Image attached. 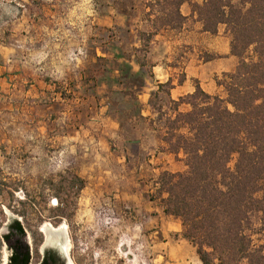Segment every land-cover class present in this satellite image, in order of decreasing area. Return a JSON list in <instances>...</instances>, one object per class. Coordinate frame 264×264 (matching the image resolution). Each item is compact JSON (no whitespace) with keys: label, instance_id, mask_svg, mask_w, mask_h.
Listing matches in <instances>:
<instances>
[{"label":"rangeland","instance_id":"obj_1","mask_svg":"<svg viewBox=\"0 0 264 264\" xmlns=\"http://www.w3.org/2000/svg\"><path fill=\"white\" fill-rule=\"evenodd\" d=\"M149 2L0 0V264L9 214L31 264H40L47 224L65 228L71 264H201L180 221L153 200L161 173L186 170L182 156L159 151L154 84L140 91L119 79L136 58L146 79L164 55L154 38L141 46ZM181 32L160 33L174 44L179 79L193 47L209 44L192 20ZM152 105L166 110L167 97ZM72 175L84 181L77 196Z\"/></svg>","mask_w":264,"mask_h":264},{"label":"trees","instance_id":"obj_2","mask_svg":"<svg viewBox=\"0 0 264 264\" xmlns=\"http://www.w3.org/2000/svg\"><path fill=\"white\" fill-rule=\"evenodd\" d=\"M185 3L192 18L181 13ZM146 8L152 29L142 33V47L148 48L161 32H181L192 20L211 36L223 28L237 59L231 72L215 78L219 94L210 95L196 83L192 94L175 101L172 79L151 94L159 151L177 160L182 156L186 168L161 173L153 200L160 202L165 216L180 221L181 237L201 264H264V0H204L202 5L150 0ZM216 58L205 54L204 61ZM133 63L139 71L123 64L119 79L142 91L146 61L136 58ZM181 76L183 84L186 76ZM161 95L167 97L166 110L152 105ZM69 185L74 196L84 189V181L75 175ZM12 229L20 239L12 240L8 264H30L24 228L13 221Z\"/></svg>","mask_w":264,"mask_h":264},{"label":"crops","instance_id":"obj_3","mask_svg":"<svg viewBox=\"0 0 264 264\" xmlns=\"http://www.w3.org/2000/svg\"><path fill=\"white\" fill-rule=\"evenodd\" d=\"M190 2L192 4L202 5L204 0H190ZM181 13L184 17L192 18V11L189 3H185L181 7ZM193 19L196 21V16H194ZM193 23L197 31L196 34L202 39L208 40L207 38H209V44L203 48L205 49L204 51H200L193 47L191 57L187 60L185 69L181 72V75L184 73L186 76V80L183 84H180L179 77L173 74L178 70V67L171 64L173 58L171 57L170 51L173 49L174 45L172 41L165 39V36L162 34H158L153 40V44H162L165 48V52L159 60L154 62L151 73L145 79V82H152L154 84L153 91H157L158 84H165L172 79L174 87L170 92V96L171 99L175 101L195 91L193 82H197L199 86L210 95L220 93L221 90L217 87L215 78L220 77L224 73L231 72L236 66V58L230 53V39L227 35H224V29L222 28L217 36H211L207 33H203L200 23L194 21ZM179 35H183V33L180 32ZM222 39L225 45L220 47L219 40ZM205 53L217 56V59L205 62ZM133 66L135 71H139L137 65L133 64Z\"/></svg>","mask_w":264,"mask_h":264},{"label":"water","instance_id":"obj_4","mask_svg":"<svg viewBox=\"0 0 264 264\" xmlns=\"http://www.w3.org/2000/svg\"><path fill=\"white\" fill-rule=\"evenodd\" d=\"M12 219L17 220L16 218H14L12 215L9 214L7 224L3 227L2 232H1L2 239L4 242L3 264H7L8 260H9V256H10V250L8 249L7 243L3 237H4L5 231H6L5 228L7 225L12 223ZM17 221H19V220H17ZM41 229L44 232L45 238H46L45 248L46 247H54V248L59 249L63 254L66 255L67 263L71 264L70 259H69V255H68V237H67V233H66L65 228L61 227V228L54 230L51 228L50 225L47 224V225L42 226ZM27 241H28V238H27ZM28 244H29V241H28Z\"/></svg>","mask_w":264,"mask_h":264},{"label":"flooded vegetation","instance_id":"obj_5","mask_svg":"<svg viewBox=\"0 0 264 264\" xmlns=\"http://www.w3.org/2000/svg\"><path fill=\"white\" fill-rule=\"evenodd\" d=\"M13 221H17V220H13ZM6 231H5V235H4V239L7 243L8 249L10 250V256H9V260L7 262V264L10 262V258L12 257V251H11V247L13 246L12 240H17L20 239V235L17 231L12 229V223H10L9 225L6 226ZM44 233V232H43ZM12 234H14L15 236H12ZM26 234V232H25ZM9 236L12 238L10 239H6V237ZM24 242L29 246V250H30V264L32 262V252H31V248L30 245L28 244L27 241V236L24 237ZM45 244H46V240H45ZM45 244L44 247L42 249V257H41V261L40 264H68L67 263V257L65 254H63L59 249L54 248V247H46L45 248Z\"/></svg>","mask_w":264,"mask_h":264},{"label":"bare ground","instance_id":"obj_6","mask_svg":"<svg viewBox=\"0 0 264 264\" xmlns=\"http://www.w3.org/2000/svg\"><path fill=\"white\" fill-rule=\"evenodd\" d=\"M52 228V227H51ZM52 229H54V228H52ZM55 230V229H54Z\"/></svg>","mask_w":264,"mask_h":264}]
</instances>
